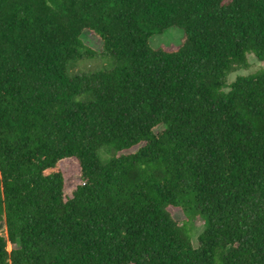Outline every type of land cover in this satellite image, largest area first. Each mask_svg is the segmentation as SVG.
<instances>
[{
  "label": "trees",
  "instance_id": "trees-1",
  "mask_svg": "<svg viewBox=\"0 0 264 264\" xmlns=\"http://www.w3.org/2000/svg\"><path fill=\"white\" fill-rule=\"evenodd\" d=\"M247 54L264 0H0V264H264V70L226 83Z\"/></svg>",
  "mask_w": 264,
  "mask_h": 264
},
{
  "label": "rangeland",
  "instance_id": "rangeland-1",
  "mask_svg": "<svg viewBox=\"0 0 264 264\" xmlns=\"http://www.w3.org/2000/svg\"><path fill=\"white\" fill-rule=\"evenodd\" d=\"M183 36L182 31L170 28L165 30L162 34L153 35L149 39V46L153 49L159 48L161 46L168 45H178ZM83 41L85 44L93 47L94 49H98L99 45L95 42L90 36H84ZM246 68H240L232 71L226 76V83L229 84L233 82L236 77H247L252 75L256 71L264 70V60H258L252 54L246 55ZM114 67V61L112 58L107 56H100L97 54L92 59H82L72 61L67 65V73L69 75L84 73L91 74L97 71H107ZM68 167L65 165L63 168ZM70 188L66 190L67 194L69 193ZM183 218V217H182ZM187 229H190L191 234V243L193 247H196V237L203 229V223L200 218H195L191 221V219L187 218L185 221ZM0 233H4L3 225L0 226ZM9 250V246L7 247Z\"/></svg>",
  "mask_w": 264,
  "mask_h": 264
}]
</instances>
